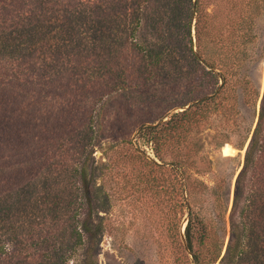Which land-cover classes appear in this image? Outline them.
<instances>
[{
    "label": "trees",
    "instance_id": "1",
    "mask_svg": "<svg viewBox=\"0 0 264 264\" xmlns=\"http://www.w3.org/2000/svg\"><path fill=\"white\" fill-rule=\"evenodd\" d=\"M204 1L0 0V264H68L82 248L81 264H92L90 214L80 217L84 200L91 207L95 107L104 98L159 80L160 91L192 98L175 106L196 101L159 126L138 125L158 156L160 144L188 152L211 113L233 119L231 100L256 109L245 53L227 55ZM144 24L161 42L139 39ZM245 134L225 252L218 232L189 211L183 237L192 264H264V98ZM178 169L186 181L184 160Z\"/></svg>",
    "mask_w": 264,
    "mask_h": 264
},
{
    "label": "rangeland",
    "instance_id": "2",
    "mask_svg": "<svg viewBox=\"0 0 264 264\" xmlns=\"http://www.w3.org/2000/svg\"><path fill=\"white\" fill-rule=\"evenodd\" d=\"M213 1L205 0L203 8L216 14L213 37L224 44L227 55L238 53L239 48L245 53L244 72L260 94L256 109L231 100L236 111L233 119L228 121L222 111L211 113L192 131L188 152L182 147L180 154L181 145L160 144L158 156L138 125L159 126L196 101L175 106L192 98L160 91L159 80L104 98L95 107V144L89 163L91 207L81 199L85 211L80 219L90 214L92 264H192L183 237L189 211L218 232L222 255L225 252L234 187L248 142L243 150L236 145L254 128L264 98V0L250 6L247 0H231L218 8ZM234 3L236 9L228 7ZM158 13L171 18L164 10ZM156 31L153 24H144L138 37L161 42ZM191 34L194 43L193 28ZM168 94L165 100L160 98ZM182 160L187 166L186 181L178 169ZM82 250L68 264H81Z\"/></svg>",
    "mask_w": 264,
    "mask_h": 264
}]
</instances>
